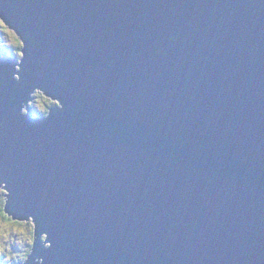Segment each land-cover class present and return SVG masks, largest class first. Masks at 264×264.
<instances>
[{"label":"water","instance_id":"95a60500","mask_svg":"<svg viewBox=\"0 0 264 264\" xmlns=\"http://www.w3.org/2000/svg\"><path fill=\"white\" fill-rule=\"evenodd\" d=\"M0 17L27 45L19 83L0 46V178L38 225L28 264H264V0H0ZM37 86L65 106L43 123L20 114Z\"/></svg>","mask_w":264,"mask_h":264},{"label":"clouds","instance_id":"9594fccd","mask_svg":"<svg viewBox=\"0 0 264 264\" xmlns=\"http://www.w3.org/2000/svg\"><path fill=\"white\" fill-rule=\"evenodd\" d=\"M5 22V19L0 17V31L8 33L12 45L16 46L7 48L12 50L11 55L16 59L15 71H13L11 78L19 83L21 81L19 74L22 71L21 64L25 57L23 50L27 45L24 39H20V35L19 37L16 35V30L15 32L10 31L5 26ZM28 39L31 43H36L31 40V37ZM169 39L175 42L178 36H171ZM18 48L22 51H17ZM158 52H163V49L158 50ZM56 83L60 87L65 86L63 78ZM64 108L65 106L60 99L47 95L45 90L37 86L29 93V99L21 102L20 114L31 115L33 119H39L43 123L50 117L53 109L64 111ZM7 185L8 182L0 178V260L3 261V264H28L34 252L38 225L33 216H29L27 219H13L5 211V206L9 203L8 198L11 195ZM12 204L14 205L15 201H12ZM39 239L44 248L47 249L52 246L47 233H42ZM34 264H44L43 258L37 257Z\"/></svg>","mask_w":264,"mask_h":264},{"label":"rangeland","instance_id":"374dc122","mask_svg":"<svg viewBox=\"0 0 264 264\" xmlns=\"http://www.w3.org/2000/svg\"><path fill=\"white\" fill-rule=\"evenodd\" d=\"M11 31V30H10ZM1 38L3 39V45L4 46H10V47H15V45H12L11 43V37L8 35V33L0 31ZM14 251L16 250L15 248L13 249Z\"/></svg>","mask_w":264,"mask_h":264},{"label":"trees","instance_id":"16d2710c","mask_svg":"<svg viewBox=\"0 0 264 264\" xmlns=\"http://www.w3.org/2000/svg\"><path fill=\"white\" fill-rule=\"evenodd\" d=\"M0 36H1V34H0ZM0 46L6 51V53H8V55L10 56V57H12V58H14L15 59V57L14 56H12L11 55V52H12V50L10 49V48H7V47H10L9 45L8 46H4L3 45V39L0 37ZM16 47V46H15ZM21 49H17V51H20ZM19 58V57H18ZM0 264H3V261L2 260H0Z\"/></svg>","mask_w":264,"mask_h":264},{"label":"bare ground","instance_id":"6f19581e","mask_svg":"<svg viewBox=\"0 0 264 264\" xmlns=\"http://www.w3.org/2000/svg\"><path fill=\"white\" fill-rule=\"evenodd\" d=\"M10 29V28H9ZM11 30V29H10Z\"/></svg>","mask_w":264,"mask_h":264}]
</instances>
